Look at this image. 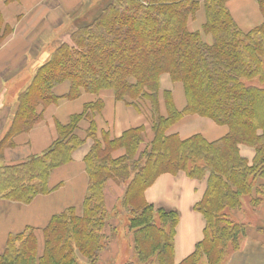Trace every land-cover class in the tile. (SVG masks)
<instances>
[{"label": "trees", "instance_id": "trees-1", "mask_svg": "<svg viewBox=\"0 0 264 264\" xmlns=\"http://www.w3.org/2000/svg\"><path fill=\"white\" fill-rule=\"evenodd\" d=\"M13 1L18 0H4ZM228 1L102 0L103 7L90 19L86 8L82 15L73 14V39L60 42L19 93L0 139V160L4 162L5 151L33 128L47 106L84 92L113 91L116 100L147 114L154 137L141 149L145 126L119 137L105 130L99 135L94 117L104 101L98 98L67 123H57L58 136L44 153L1 163L0 199L29 203L51 192L48 179L53 170L70 162L74 150L93 139L85 156L89 182L80 210L70 207L52 217L43 228L42 252L35 228L10 234L0 264H95L103 248V230L113 217L106 201L110 181L126 184L124 205L132 208L128 226L138 261L126 264H176L174 237L180 213L149 203L145 191L160 174L180 171L192 179H207L206 192L194 206L206 220L204 238L180 264H222L230 250L238 249L240 235L248 228L232 220V211L242 207L245 196L254 208L264 197V88L248 83L256 76L263 81L264 22L243 31ZM258 2L264 16V0ZM201 8L206 16L203 31L191 30L188 21ZM3 24L0 11V46L14 30L8 25L2 29ZM203 33L212 35L213 42H206ZM164 74L183 86L184 109L177 108L171 90L162 91ZM67 81L68 92L59 95L55 89ZM186 113L213 118L229 132L216 141L201 134L185 139L167 134ZM84 119L90 121L85 137L79 133ZM241 144L255 148L252 161L241 154ZM119 149L124 153L115 156Z\"/></svg>", "mask_w": 264, "mask_h": 264}, {"label": "crops", "instance_id": "crops-1", "mask_svg": "<svg viewBox=\"0 0 264 264\" xmlns=\"http://www.w3.org/2000/svg\"><path fill=\"white\" fill-rule=\"evenodd\" d=\"M227 5L243 31L259 27L264 22L258 0H231ZM43 8L44 5L39 3V0H18L10 3L1 0L0 11L4 21L2 29L8 25L14 30L0 46V139L5 135L13 117L11 102L7 100L8 86L16 80L19 74L14 78V75L9 76L15 72L20 56L23 60L29 58L23 43L26 34L30 33L29 29L34 25L33 22L39 18L45 20L47 17V13H44L47 7ZM20 29H23L22 34L20 33L22 36L19 34ZM5 75L8 78H5ZM68 89L69 82L67 81L58 85L55 91L59 95H64ZM163 90L171 89L163 87ZM98 98L104 101L103 110L94 117L99 135L102 130H105L110 132L111 137H119L130 128L145 126V140L150 142L153 139L154 134L149 117L132 106L126 105L123 101L116 100L113 91L107 90L99 94L84 92L78 98H61L56 104L47 106L44 116L33 128L17 136L15 147L5 151L4 163L8 164L13 160L17 162L28 156L44 153L58 136L57 123H67L72 115L83 111L86 103ZM174 98L177 108L183 109L185 101L180 91ZM89 125V120H82L79 130L81 136L85 137ZM228 132L227 125L195 114L184 116L168 129L167 134H176L181 139L201 134L208 141H216ZM92 144L93 139L88 138L82 146L74 150L70 162L53 170L48 179L51 192L39 194L29 203L0 199V251L5 249V242L10 234L20 233L28 227L35 229L42 227L43 231L53 216L70 207L81 208L89 182L85 156L89 153ZM240 150L249 161L253 160L255 152L252 148L241 145ZM123 153L124 151L119 149L114 154L120 156ZM206 188V178L192 179L180 171L176 174L169 172L160 174L145 191V198L149 203L167 209H176L180 213L174 237V262L176 264H180L189 257L204 238L206 220L201 212L195 210L194 206L203 198ZM244 248L243 252L247 247L245 250ZM259 248L264 253L263 245H259ZM234 258L235 255L232 260Z\"/></svg>", "mask_w": 264, "mask_h": 264}, {"label": "rangeland", "instance_id": "rangeland-1", "mask_svg": "<svg viewBox=\"0 0 264 264\" xmlns=\"http://www.w3.org/2000/svg\"><path fill=\"white\" fill-rule=\"evenodd\" d=\"M39 3L44 5L43 9L47 7L44 12L47 13V17L45 20L44 18H39L33 22L34 25L29 29L30 33L26 34L25 42L23 43L27 53L29 54V58L27 60H23V58L20 56L16 64L17 66L15 72L11 73L9 76L12 77L14 75V78L17 74H19V76H16V80L8 86L7 100L11 102L12 116V112H14L17 107L19 93L30 83L37 67L51 56V53L56 49L60 42H69L73 39V37L70 36L71 34L69 31L73 14L78 12L81 13V9L86 8L87 12H89L88 17L90 19L91 16L94 17L96 13L99 12V10L103 7L102 0H39ZM205 20L206 16L204 10L201 8L200 12H197L196 16L189 19V28L191 30L203 31V23ZM23 29L19 30V34H22ZM203 36L206 42H213L212 35L203 33ZM5 78H8L7 75H5ZM248 83L264 88V76L263 81H261L260 78L256 76L255 79L249 80ZM161 87L162 90L163 87L171 89L173 98L176 96V93L180 91V94L184 96L186 106V97L183 86L180 83L173 82L169 74L162 76ZM163 101L164 100L161 98L162 105ZM164 110L165 109H163L162 106V111ZM195 114L210 118L198 113H186L184 116ZM184 116L173 122L169 128H171L173 124H176ZM147 141L149 140H145V143L141 146V149L146 147L148 143ZM244 146L252 148L255 152V148L248 145ZM1 162L4 163L3 161ZM10 163H15V161L13 160ZM126 191L127 186L125 183L110 181L107 184V208L108 210H111L110 215L113 217H110L109 222L106 224L103 230L105 235L101 240L103 248L95 264H126L128 262L136 263L138 261L135 248L133 246V232L128 226V216L131 214L132 208L130 206L124 205V195ZM262 199L263 200L259 202L257 207L254 208L250 203V197L245 196L242 199V207L232 211V220L234 222L244 223L247 225L248 229L244 236L240 235L238 249L236 251L230 250V253L222 264H260L262 261L263 262L261 264H264V253H262L261 249L259 248V245H263L264 247V197ZM34 232L38 237L39 251L42 252L44 243L42 227H37ZM243 248L244 250L246 249L245 252L242 251ZM3 251L4 250L2 249L0 252ZM234 255L235 258L232 260ZM82 260L84 261L85 259L82 258ZM85 261L87 262L88 260Z\"/></svg>", "mask_w": 264, "mask_h": 264}]
</instances>
